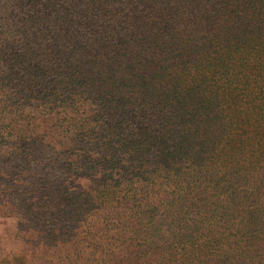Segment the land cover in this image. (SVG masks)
I'll list each match as a JSON object with an SVG mask.
<instances>
[{
	"label": "trees",
	"instance_id": "1",
	"mask_svg": "<svg viewBox=\"0 0 264 264\" xmlns=\"http://www.w3.org/2000/svg\"><path fill=\"white\" fill-rule=\"evenodd\" d=\"M1 196L0 264H264V0H0Z\"/></svg>",
	"mask_w": 264,
	"mask_h": 264
},
{
	"label": "rangeland",
	"instance_id": "2",
	"mask_svg": "<svg viewBox=\"0 0 264 264\" xmlns=\"http://www.w3.org/2000/svg\"><path fill=\"white\" fill-rule=\"evenodd\" d=\"M60 191L64 194V187L71 189L74 193H84L90 191L94 184L90 179L80 178L64 170ZM67 173V174H66ZM7 196L0 197V260L8 259L13 256H22L30 252L32 247L29 245L33 223L26 220L25 224L21 221L22 213L18 210L13 211ZM23 217V216H22ZM41 223V222H40ZM26 227V230H25ZM29 232L28 234L21 233Z\"/></svg>",
	"mask_w": 264,
	"mask_h": 264
}]
</instances>
